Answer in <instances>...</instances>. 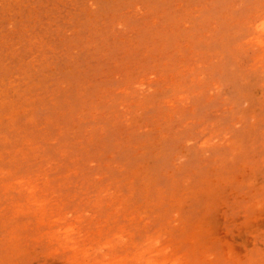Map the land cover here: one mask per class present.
<instances>
[{
	"label": "rangeland",
	"instance_id": "rangeland-1",
	"mask_svg": "<svg viewBox=\"0 0 264 264\" xmlns=\"http://www.w3.org/2000/svg\"><path fill=\"white\" fill-rule=\"evenodd\" d=\"M0 264H264V0H0Z\"/></svg>",
	"mask_w": 264,
	"mask_h": 264
}]
</instances>
